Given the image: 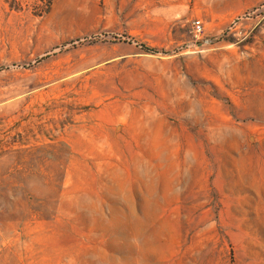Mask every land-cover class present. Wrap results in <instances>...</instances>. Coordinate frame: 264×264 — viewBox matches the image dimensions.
I'll use <instances>...</instances> for the list:
<instances>
[{"label":"rangeland","instance_id":"374dc122","mask_svg":"<svg viewBox=\"0 0 264 264\" xmlns=\"http://www.w3.org/2000/svg\"><path fill=\"white\" fill-rule=\"evenodd\" d=\"M242 2L0 0V264H264V0Z\"/></svg>","mask_w":264,"mask_h":264},{"label":"crops","instance_id":"0c3cea01","mask_svg":"<svg viewBox=\"0 0 264 264\" xmlns=\"http://www.w3.org/2000/svg\"><path fill=\"white\" fill-rule=\"evenodd\" d=\"M240 1V4L236 5L235 0H193L190 14H196L205 19L211 16H231L239 11L243 3L242 0Z\"/></svg>","mask_w":264,"mask_h":264},{"label":"built area","instance_id":"2783aa9c","mask_svg":"<svg viewBox=\"0 0 264 264\" xmlns=\"http://www.w3.org/2000/svg\"><path fill=\"white\" fill-rule=\"evenodd\" d=\"M193 32L196 38H200L201 36L204 35L205 25L203 24L202 20L196 19L193 22Z\"/></svg>","mask_w":264,"mask_h":264}]
</instances>
